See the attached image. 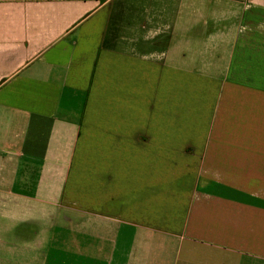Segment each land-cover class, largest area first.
Instances as JSON below:
<instances>
[{"label":"crops","instance_id":"crops-1","mask_svg":"<svg viewBox=\"0 0 264 264\" xmlns=\"http://www.w3.org/2000/svg\"><path fill=\"white\" fill-rule=\"evenodd\" d=\"M0 264H264V0H0Z\"/></svg>","mask_w":264,"mask_h":264},{"label":"rangeland","instance_id":"rangeland-1","mask_svg":"<svg viewBox=\"0 0 264 264\" xmlns=\"http://www.w3.org/2000/svg\"><path fill=\"white\" fill-rule=\"evenodd\" d=\"M102 71L104 73V75H108V74H113V73H116L118 71H121L120 67L119 69L117 68V66H114V67H111L110 65L107 66L105 65L104 68H102ZM125 72L127 73V70H125ZM155 78V77H153ZM104 86L105 88H109L111 87V80L110 79H104V80H101L100 81ZM130 83L133 82V80H129ZM163 83V82H161ZM165 83V82H164ZM135 85H136V91H142V95H140V97L142 98H139V97H135V103H136V110H139L137 111V114H136V122L137 121H140V118H139V114L141 113L142 114V111L140 112V110H144V104H145V98H144V89H145V83L143 82V80H136L135 81ZM152 85L153 87H159L160 86V81L157 79H153L152 81ZM119 87L121 88L122 86L119 85ZM167 87L168 88H191L192 87V83L189 79H180V80H168L167 82ZM140 92H137V94H139ZM143 96V97H142ZM106 98H109V97H106ZM122 96L119 97V99L117 100L116 97H114V103L116 105H120L122 106L123 105V102H122ZM143 98H144V101H143ZM155 109L153 110V113H152V119H163L165 117L164 114L160 115L159 113V105L156 103V106H154ZM182 114V115H181ZM168 119H171L173 118L171 116V114L169 113L168 117H166ZM176 118H180V119H189V120H192V113H188L187 111H183V113H178L177 114V117ZM106 144V145H105ZM83 147V145L81 143H79V146H78V150H77V154L76 156H78L82 151H81V148ZM101 150H104V151H107V150H111V144L110 143H104L103 146H101ZM90 153H95L96 151H90L88 150ZM78 158V157H76ZM90 157H88V159L86 160V165L87 166H90V163L92 162V165L95 164L96 161H92V160H89ZM80 158H78L76 160V163L78 162ZM91 167V166H90ZM84 169L83 167L77 169L76 168V171L74 173H78L74 178H73V185L75 184L76 185V189H77V193L79 192V183H80V173H81V170ZM169 181H176L177 182V177H169ZM191 183V177H183V180L181 182L182 185H184L185 187V190L187 189V186ZM69 187H71L73 189V186L72 184H69Z\"/></svg>","mask_w":264,"mask_h":264}]
</instances>
